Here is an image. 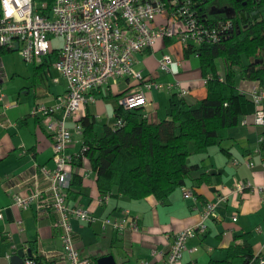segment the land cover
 <instances>
[{
  "label": "crops",
  "instance_id": "obj_1",
  "mask_svg": "<svg viewBox=\"0 0 264 264\" xmlns=\"http://www.w3.org/2000/svg\"><path fill=\"white\" fill-rule=\"evenodd\" d=\"M1 2V0H0ZM2 6L0 8V17ZM169 23V13L161 15L151 24L152 28ZM178 29H185L178 23ZM63 41L61 39L55 42ZM57 44L55 50L58 49ZM184 44L179 37L159 39L156 44L135 56L136 68L152 81L163 84V89L146 90L148 105L141 114L151 123H160L170 114L173 95H178L180 83L187 89L185 97L197 103L207 96V82L200 59L197 55H186ZM16 51L0 50V62L4 67L0 87L4 91L7 80L18 84L15 93L7 95L0 107V208L4 219L0 220V264H13L12 257L24 250L26 259L44 262L48 254L62 251L58 216L52 210L41 207V203L20 209L14 205L16 196H28L36 190L47 192L50 183L38 175L41 167L54 168L53 142L47 131L44 118L35 115L38 104L54 106L58 98L67 92L68 82L56 69L57 55L54 53L36 64L23 65L9 76L3 55ZM164 54L173 58L170 71L160 68ZM218 74L225 77L224 63H218ZM211 77V75L209 74ZM139 83L128 78L110 81L94 92L96 102L85 106L69 127L76 126L86 117L95 121L100 137L106 126H114L120 101L137 91ZM258 81L240 80L239 88L250 96L260 87ZM10 96V97H9ZM179 96V95H178ZM102 123V128L97 123ZM264 125L256 124L255 112L243 115L237 126L228 129L226 136L208 152L195 155L191 164L200 168L192 172L185 186L179 187L164 201L151 195L144 199H132L118 193L116 188L103 192L98 186L97 174L90 160L82 158L86 146L85 128L83 134H75V141L68 153L74 158L69 169L73 174L68 203L79 205L97 218L93 224L74 221L76 248L80 254L98 264V260L113 255L117 264H163L166 261L175 236L202 221L203 211L210 202L217 203V217L207 222L205 234H198L186 244L180 264H222L228 258L230 249L246 242L252 247L255 260L252 264L264 262V153L262 141ZM240 183L250 185L243 194H233ZM191 191L194 197H186ZM111 193L108 204H101L100 197ZM221 197L225 200L219 201ZM129 212V221H136L139 231L126 232L104 227L103 220H118ZM237 220H234V219ZM31 250L32 254H28ZM11 258H8V256ZM264 264V263H263Z\"/></svg>",
  "mask_w": 264,
  "mask_h": 264
},
{
  "label": "built area",
  "instance_id": "obj_2",
  "mask_svg": "<svg viewBox=\"0 0 264 264\" xmlns=\"http://www.w3.org/2000/svg\"><path fill=\"white\" fill-rule=\"evenodd\" d=\"M193 5V0H54L52 5L48 2L39 4L35 0H1L0 50L15 51L18 48L16 52L29 64L42 62L56 53L55 67L68 82L67 92L58 98L57 104L48 106L40 103L34 111L35 115L44 118L53 142L54 168L41 167L38 174L50 183L47 190L51 195L50 203L43 206V201L47 199L44 192L39 190L28 196H16L14 200V205L20 209L41 203L42 208L57 214L62 251L48 254L44 262L27 259L24 264H95L84 258L76 248L73 222L93 224L97 218L81 206L68 203L73 180L69 167L74 159L68 150L75 141V134H83L80 123L73 131L69 121L78 117L85 106L96 102L95 91L121 78L134 80L139 86L135 93L120 101V106L127 111L146 107V90H160L165 86L146 78L136 68L135 56L153 47L159 39L179 37L186 45H201L206 41L218 43L231 27V21L206 26L198 18ZM167 13L168 24L151 27L158 16ZM179 22L185 25V29H178ZM56 39H61L63 43L55 50ZM172 63V56L164 54L160 59V68L165 72L170 71ZM3 74L4 67L0 62V79ZM173 86L180 87L179 97L189 94L187 89L181 88L180 83L168 87ZM250 97L256 107V124L263 126L264 87L255 88ZM5 99L6 95L0 87L1 108L5 107ZM122 125L123 119L117 118L115 126ZM87 150L88 147L84 146L82 158L86 157ZM248 187L250 185L240 183L232 193L243 194ZM259 191L264 193V186ZM185 196L192 198L194 194L186 191ZM111 197V193L103 194L100 203L108 204ZM225 198L221 197L219 201ZM217 205L208 203L202 221L175 236L163 264L181 263L187 242L198 234H205L207 222L217 217ZM2 219L4 210L0 208ZM103 225L121 232L128 229L139 231L137 222L129 221L128 211L121 219L103 220ZM261 263H264L263 260Z\"/></svg>",
  "mask_w": 264,
  "mask_h": 264
},
{
  "label": "trees",
  "instance_id": "obj_3",
  "mask_svg": "<svg viewBox=\"0 0 264 264\" xmlns=\"http://www.w3.org/2000/svg\"><path fill=\"white\" fill-rule=\"evenodd\" d=\"M48 2L54 0H35ZM198 18L206 26L231 21L218 43L189 44L186 55H197L207 79V96L197 103L173 95L169 117L151 123L134 111L117 109L122 126H106L100 137L95 121L86 117V157L97 174L103 192L116 188L132 199L155 196L167 200L187 184L200 165L191 164L195 155L208 152L222 140L243 115L256 111L252 98L240 90L239 81H258L264 87V0H193ZM245 57L248 62H244ZM224 63L225 77L218 74ZM211 75V77L209 76ZM264 153V134L262 141ZM248 242L230 249L222 264H252ZM34 259V257H32ZM35 260V259H34Z\"/></svg>",
  "mask_w": 264,
  "mask_h": 264
},
{
  "label": "rangeland",
  "instance_id": "obj_4",
  "mask_svg": "<svg viewBox=\"0 0 264 264\" xmlns=\"http://www.w3.org/2000/svg\"><path fill=\"white\" fill-rule=\"evenodd\" d=\"M38 3H42L40 1H38ZM0 8H1V2H0ZM55 44H61L60 41H56ZM55 45V46H56ZM3 61H4V64H5V68L7 70V72L9 73V76L12 77L13 74L19 69V72L21 71V67L23 65H26L25 62L23 61L22 57L20 56V54L18 52H11V53H7L5 55H3ZM244 62H248V59L245 57L244 59ZM19 72L17 74H19ZM15 76V79L16 81H12L11 79L10 80H7L4 84V93L7 97V95L9 94H14L15 93V86L18 84V80L17 78L19 77L18 75H14ZM10 97V96H9ZM97 126L99 128H102V123L101 122H98L97 123Z\"/></svg>",
  "mask_w": 264,
  "mask_h": 264
},
{
  "label": "water",
  "instance_id": "obj_5",
  "mask_svg": "<svg viewBox=\"0 0 264 264\" xmlns=\"http://www.w3.org/2000/svg\"><path fill=\"white\" fill-rule=\"evenodd\" d=\"M17 50L18 48L15 49V51ZM28 254L30 255L32 254L31 250H28ZM26 260L27 259L25 258L24 250H19L18 253L12 257L13 264H24ZM98 264H117V262L113 255H107V256L100 258L98 260Z\"/></svg>",
  "mask_w": 264,
  "mask_h": 264
}]
</instances>
